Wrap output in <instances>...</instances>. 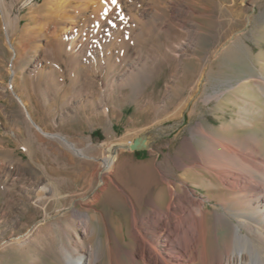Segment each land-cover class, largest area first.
<instances>
[{
    "label": "rangeland",
    "instance_id": "374dc122",
    "mask_svg": "<svg viewBox=\"0 0 264 264\" xmlns=\"http://www.w3.org/2000/svg\"><path fill=\"white\" fill-rule=\"evenodd\" d=\"M54 1L6 0L8 36L0 12V264H66L60 247L80 232L71 207L92 217L95 248L105 225L129 240L127 199L140 209L146 197L166 203L155 167L197 121L218 132L230 124L227 136H258L264 151V93L254 82L264 76V0H121L132 10L121 9L122 20L90 54L80 58L38 38L17 58L8 39L18 46L36 35ZM102 1L107 15L111 0ZM128 13L140 17L137 24ZM180 120L147 149L119 150L111 178L90 202L104 145ZM203 140L194 143L205 149ZM180 173L174 169L173 179ZM148 178L154 184L145 190ZM188 178L203 185L200 197L211 193L206 175ZM29 230L28 240H15Z\"/></svg>",
    "mask_w": 264,
    "mask_h": 264
},
{
    "label": "bare ground",
    "instance_id": "6f19581e",
    "mask_svg": "<svg viewBox=\"0 0 264 264\" xmlns=\"http://www.w3.org/2000/svg\"><path fill=\"white\" fill-rule=\"evenodd\" d=\"M55 1L46 7L41 24L36 28V35H31L18 46H14L8 37L9 46L16 52L17 58L34 48L38 38L44 39L50 48H66L80 58L86 56L93 51L98 41L108 36L112 22L122 20L121 9L132 10L129 5L120 6L121 0L110 1L111 8H108L110 12H106L107 15L103 12L108 6L105 8L102 0ZM144 10H136V14L142 17ZM0 12L4 21L3 29L8 36L10 20L6 0H0ZM130 15L132 22L137 24L140 17ZM77 63L76 61L75 64ZM203 78L204 75H201L200 80ZM254 82L264 93V76H258ZM198 85L201 84L198 82ZM182 120L164 128L145 131L146 141L151 146ZM248 122L242 120L245 127ZM230 127V124L222 125L220 132L212 131L197 121L190 128L191 137L185 136L179 148L174 153H167L164 163L156 165V180L167 190V201L162 205L154 197H146V209H140L133 200L127 199L130 209L129 240L122 241L105 225L100 248H95L90 240L93 234L92 217L86 211L80 213L71 207L76 219L75 225L80 228V232L76 233L73 245L62 244L60 247L65 263L264 264L262 142L260 137L254 135H225ZM197 136L204 139L205 149L195 145ZM61 139L67 142L66 139ZM131 142L133 139L103 146L104 154L101 158H96L99 163L90 175L93 185L90 202L97 198V189H104L111 178L119 150L130 149ZM85 151L75 148L78 154L90 157ZM174 169L181 171L175 179L172 177ZM192 172L207 176L211 193L206 197H200L196 190L203 185L188 178ZM153 184L148 178L145 190H149ZM206 200H214L213 205L208 207ZM40 203L44 204L45 200ZM30 231L16 236L15 240H28Z\"/></svg>",
    "mask_w": 264,
    "mask_h": 264
},
{
    "label": "water",
    "instance_id": "95a60500",
    "mask_svg": "<svg viewBox=\"0 0 264 264\" xmlns=\"http://www.w3.org/2000/svg\"><path fill=\"white\" fill-rule=\"evenodd\" d=\"M147 134L141 133L137 135L133 142L130 143V149L132 150H143L150 147V144L146 141Z\"/></svg>",
    "mask_w": 264,
    "mask_h": 264
}]
</instances>
